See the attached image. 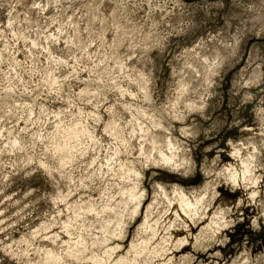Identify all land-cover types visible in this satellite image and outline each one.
<instances>
[{
	"label": "rangeland",
	"instance_id": "1",
	"mask_svg": "<svg viewBox=\"0 0 264 264\" xmlns=\"http://www.w3.org/2000/svg\"><path fill=\"white\" fill-rule=\"evenodd\" d=\"M236 150L255 196L227 170ZM161 151L176 168L154 165ZM133 180L146 192L134 217ZM175 185L199 201L191 234ZM150 205L176 245L137 255ZM103 222L128 264H264V0H0V264H43ZM90 247L61 264L106 260Z\"/></svg>",
	"mask_w": 264,
	"mask_h": 264
},
{
	"label": "bare ground",
	"instance_id": "2",
	"mask_svg": "<svg viewBox=\"0 0 264 264\" xmlns=\"http://www.w3.org/2000/svg\"><path fill=\"white\" fill-rule=\"evenodd\" d=\"M186 87V86H185ZM184 87V88H185ZM163 129V128H162ZM144 130V129H143ZM167 146L170 148V150H172V148L175 146L176 147V145H174V143L172 142V139L170 140V139H167ZM175 147H174V149H175ZM168 148V149H169ZM62 151V153H63V149H61ZM65 150V149H64ZM162 152V151H161ZM235 152V151H234ZM239 151H237L236 150V152L234 153V154H232L233 156H232V161L227 165V170L228 171H230V173L232 174V179H233V183L235 184V186L237 187V188H239V189H243V190H246V188H250L251 190H252V194H253V196H255L256 194H257V192H258V188H257V177H256V174L254 175V170H253V167H252V165L248 162V161H246V159L244 160L242 157H241V153H238ZM170 155H166V154H164L163 152L161 153V155H160V159H158L157 158V160L156 159H154V157L152 158L153 159V163H154V165L156 164V165H165V166H167V167H171V168H173V167H175V165H176V159H175V155H174V153L171 151V153H169ZM254 156V155H253ZM63 158V157H62ZM109 160V159H108ZM251 160H253V159H251ZM65 161V160H64ZM111 161V160H110ZM63 162V161H62ZM119 163V162H118ZM251 163H253V162H251ZM127 166H124V165H120V167H119V170H117L118 171V173H119V175L122 177V178H127V179H129V175H131V173H133L135 176H138V174L135 172V171H133L132 172V170H130V169H128V168H126ZM133 168V167H132ZM176 168V167H175ZM118 169V168H117ZM134 170V169H133ZM116 172V171H115ZM117 174V173H116ZM134 177V176H133ZM121 179V178H120ZM173 187V186H172ZM158 188H159V190L163 193V195H164V197L166 196V197H168V195H169V193H167L168 191H167V188L166 187H164V186H162V185H158ZM173 192L175 193V194H177V199H174V203H171L172 204V207H173V213L176 215V216H178V217H180V218H182V219H184L185 220V222H186V225H187V230H188V232L190 233L192 230H193V228H194V222H193V218H191V216L189 215L191 212H197V207H198V205H199V201H191V200H189L187 197H186V195L184 194V192L181 190V189H179V187L177 186V185H175L174 187H173ZM171 193V192H170ZM245 193V192H244ZM251 193V192H250ZM127 196V199L126 198H124V199H126V205L130 202V204L129 205H131V202H133L132 204H134L135 203V207L133 206V208H132V217H134V216H138V214H140L141 212H140V210H141V207H142V204H143V200H144V198L146 197V192L144 191V190H142L140 187H139V185H138V183H137V180H133V186L130 188V189H127L126 191H124V195H123V197L124 196ZM247 195V194H246ZM249 195V194H248ZM251 195V194H250ZM61 196V195H60ZM175 196V195H174ZM252 196V197H253ZM165 197V198H166ZM170 197V196H169ZM168 197V198H169ZM167 198V199H168ZM172 198V197H171ZM198 199V198H197ZM196 199V200H197ZM121 200V199H120ZM169 200V199H168ZM122 201H124V200H122ZM170 202H173V201H170ZM123 204V203H122ZM122 204H120V206L122 205ZM91 204H89V206H90ZM128 205V206H129ZM93 206V205H92ZM124 206V205H123ZM91 207V206H90ZM108 206H106V208H107ZM122 207V206H121ZM126 207V206H125ZM171 207V208H172ZM86 208H88L87 206H86ZM96 208V207H91V209H90V211H92V212H90V213H94L95 214V212H93V210ZM103 208H105V207H103ZM109 208H110V206L107 208L108 209V211H106V212H109L110 210H109ZM128 208V207H127ZM151 208H152V205H150V206H148L147 207V216L145 217V222L141 225V228H147V225H149V218H148V213L150 212V210H151ZM83 208H80V211L82 210ZM106 209V210H107ZM111 209V214H113L115 211V209L114 208H110ZM112 209H114V210H112ZM125 210H126V208H124ZM134 209V210H133ZM86 211H87V209H85ZM85 210H84V212H82V213H84V214H86L85 213ZM105 209H103L102 211H104ZM76 211V210H75ZM80 211L78 212V213H80ZM83 211V210H82ZM114 211V212H113ZM73 212V211H72ZM77 212V211H76ZM106 212H103V213H106ZM131 212V211H130ZM88 213H89V209H88ZM98 212H96V215H98L97 214ZM102 213V212H101ZM102 213V214H103ZM116 213L117 214H115L116 216H117V218H115L114 217V219H118L117 221L116 220H114V221H116V222H118L116 225H118V230L120 231L119 232V236L121 237V235H122V233H123V228L121 227L122 226V223H121V221H119V220H122V218L121 219H119L118 217H120L121 215V213L119 212V216H118V211H116ZM75 215L76 216H78L76 213H75ZM80 215V214H79ZM100 215V214H99ZM114 216V215H113ZM77 218V217H76ZM80 218V217H79ZM78 219V218H77ZM174 220V219H173ZM105 222V221H104ZM104 222H103V224H100V225H102L100 228H101V232H102V237L99 235V238H97V237H90L89 239H90V241H91V239L92 238H94L95 240H92V242L89 244L88 242H87V240L86 239H84V238H80V236H78L79 238V240L76 242H74V244H72V245H70V246H68V248L67 249H65L66 251L63 253V254H65V256L63 255V254H60V253H56V252H54L53 250H48V251H45L44 253V259L45 260H43L42 262H43V264H61V262H63L64 261V259L65 258H67V259H71V260H74V261H76V262H78L79 260H82L83 259V256H84V254H86L85 252L87 251V249L91 246L93 249H97V250H101L102 252V254H103V252H104V254L102 255V256H107V258H106V260L104 259V258H99V256H101V254L99 255V254H94V252H93V255H91L90 257L91 258H89L90 259V261H92V264H128V255L127 256H123V255H119V256H117V258L116 259H113V257H114V255H116V252L118 251V250H121L122 249V246H120V245H118V244H115L114 246H112L111 245V240H110V238H108L109 237V235H112V232L115 234L116 233V231H111V228H110V223H106V226H104ZM107 222V221H106ZM111 222V221H110ZM113 222V221H112ZM111 222V224H114V222L112 223ZM168 222V221H167ZM161 224V223H160ZM159 224V222H156L155 224H153V226H148V227H150L149 229H151V231H152V237H151V239H148V240H143V241H141V242H139V243H134V244H132L131 245V250L130 251H134V252H136V253H138L137 255H141V254H144L145 252H148V251H151V250H154V246L157 244V240L159 239V238H163V239H166L167 237H169V238H171V242H169V244H168V246H167V250H168V252L170 251H173L174 250V247H175V240H174V238L177 236V232L171 227V225L170 226H161ZM83 226V225H82ZM115 226V225H114ZM70 227V226H69ZM69 227H68V229H69ZM213 227V229L215 230V232H219V230H220V228H218L217 226H215V225H213L212 226ZM114 228V227H113ZM67 229V228H66ZM67 229V230H68ZM115 229H117V226H116V228ZM114 229V230H115ZM70 230V229H69ZM68 230V231H69ZM118 230H117V233H118ZM100 231V230H99ZM66 232V231H65ZM193 232V231H192ZM71 232H69V234H70ZM80 233V232H79ZM191 234V233H190ZM118 235V234H117ZM117 235H113V236H117ZM189 235V234H188ZM83 235H81V237H82ZM114 237V238H115ZM118 237V236H117ZM54 239L55 238H57V236L55 235L54 237H53ZM87 238V237H86ZM193 238V237H192ZM112 239V238H111ZM190 240V239H189ZM189 240H187V242H188V244L191 242V240L189 241ZM52 241V240H51ZM166 241V240H165ZM54 243V242H53ZM133 243V242H132ZM55 244V243H54ZM68 244H70V243H68ZM184 244H187L186 242L184 243ZM91 247H90V250H92L91 249ZM176 249V248H175ZM88 253H89V251H87ZM96 252V251H95ZM98 252V251H97ZM100 252V251H99ZM91 253V252H90ZM89 253V254H90ZM129 253V252H128ZM135 253V254H136ZM87 255V254H86ZM85 261V260H84Z\"/></svg>",
	"mask_w": 264,
	"mask_h": 264
}]
</instances>
